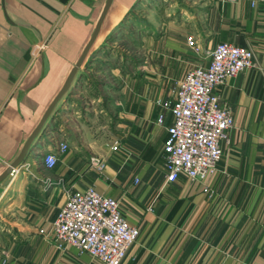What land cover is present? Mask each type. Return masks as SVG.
<instances>
[{"label":"crops","instance_id":"obj_1","mask_svg":"<svg viewBox=\"0 0 264 264\" xmlns=\"http://www.w3.org/2000/svg\"><path fill=\"white\" fill-rule=\"evenodd\" d=\"M141 1H110L67 90L23 161L0 181V263L96 264L73 248L56 249L37 233L55 218L64 201L60 192L93 186L115 199L123 218L137 227L121 264H264V4L189 0L195 23L212 33L196 66L206 65L222 42L250 49L254 64L217 89L233 125L204 183L211 192L206 195L199 183L164 184L160 151L170 116L164 114L161 125L155 120L167 90L145 74L141 83L139 76L119 72V34L140 13ZM104 3L0 0V176L59 94ZM190 30L180 28L179 34L194 37ZM171 61L168 55L164 79L173 77ZM60 142L66 150L45 169L42 155ZM90 160L101 170L90 169Z\"/></svg>","mask_w":264,"mask_h":264},{"label":"built area","instance_id":"obj_2","mask_svg":"<svg viewBox=\"0 0 264 264\" xmlns=\"http://www.w3.org/2000/svg\"><path fill=\"white\" fill-rule=\"evenodd\" d=\"M244 1L250 7L264 4V0ZM185 43L200 54L192 35L186 36ZM253 65L250 49L217 43L209 52L206 65L188 69L169 92L168 99L159 103L155 123L161 125L164 114L170 116L160 151L165 185L183 179L203 185L202 193L211 194L204 183L214 172L233 125L232 115L220 102L217 89L227 79ZM66 148V144L60 142L54 146L55 152L44 153L43 167L51 169L56 162L55 154L63 153ZM117 149L116 144L110 146L111 152ZM95 168L100 171L102 167ZM37 233L60 251L70 247L78 254H86L96 264H121L138 230L120 214L115 199L88 186L64 192V201L55 218L47 229H39ZM0 264H5V260Z\"/></svg>","mask_w":264,"mask_h":264},{"label":"rangeland","instance_id":"obj_3","mask_svg":"<svg viewBox=\"0 0 264 264\" xmlns=\"http://www.w3.org/2000/svg\"><path fill=\"white\" fill-rule=\"evenodd\" d=\"M191 4L189 0L141 1L140 13H137V16L132 18V22L130 20L131 23L127 24L125 31L119 34L118 51L124 57L120 63L122 69L119 72L130 77L132 74L139 76L141 83L147 82L142 77L145 74L146 77L150 78L149 82L155 81L157 86L167 90L169 94L183 77L185 71L196 67L201 61L202 50L212 36L208 30L210 26H206L205 23L204 25L199 22L195 23V3L194 5ZM184 9H186V13L182 15ZM180 28L191 29L190 32H193L199 50H201L200 54H196L187 47L186 35L179 34ZM155 41L157 43L154 45ZM169 48L171 52L167 56L170 55L172 60L173 77L164 79L167 57H165V52ZM176 67L181 68L179 73H176ZM107 83L114 86L110 77L107 78ZM91 158L97 157L91 156ZM89 163V168L93 169L97 161L90 160ZM60 195L63 196L64 194L60 192ZM1 244L2 241L0 240V250H4ZM25 256L28 259L31 258L28 252Z\"/></svg>","mask_w":264,"mask_h":264},{"label":"water","instance_id":"obj_4","mask_svg":"<svg viewBox=\"0 0 264 264\" xmlns=\"http://www.w3.org/2000/svg\"><path fill=\"white\" fill-rule=\"evenodd\" d=\"M67 0H59L60 3L64 4ZM111 0H105L104 6L102 8L101 14L94 26L93 32L87 42V44L85 45V47L83 48L81 55L79 56L75 66L72 68V70L70 71L68 77L66 78L59 94L52 100L51 104L48 106V108L46 109V111L44 112L42 118L40 119L38 125L36 126V128L33 130V132L30 134V136L27 138V140L25 141V143L23 144L18 156L16 157V159L12 162V164L3 172V174H1L0 176V181L2 179H4L7 175H9L11 173L12 170H14L24 159L28 148L32 142V140L38 136L40 129L44 123V121L47 119L48 115L50 114V112L52 111L54 105L56 104V102L61 98V96L65 93V91L67 90L71 79L76 71L77 68H79V66L81 65L82 60L84 59L85 55L87 54L88 49L90 48L93 40L95 39V36L99 30L100 24L103 20V17L105 15V12L109 6Z\"/></svg>","mask_w":264,"mask_h":264}]
</instances>
